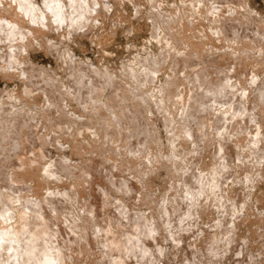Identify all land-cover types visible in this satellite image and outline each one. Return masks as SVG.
Masks as SVG:
<instances>
[{
	"label": "bare ground",
	"instance_id": "6f19581e",
	"mask_svg": "<svg viewBox=\"0 0 264 264\" xmlns=\"http://www.w3.org/2000/svg\"><path fill=\"white\" fill-rule=\"evenodd\" d=\"M91 1L92 0H43V2L40 1V3L41 2L43 3V4L41 3L40 5L39 1L37 0H0V74H2V76H4V78L7 80L8 79L12 80L14 79V77L16 79L17 76H23L24 77L23 82H25L23 83L21 81L23 84H25V88L24 87H23L24 89L22 88V90H24L23 96L18 95L15 89L14 90L8 89L7 91L1 90L2 93L0 94V264H86V261L88 259V255H87L88 246L86 245V243L90 242L91 238L95 235L102 236V238H104L103 243L107 244L109 242V245H105V248L99 252V254H102V255L104 254L103 255L104 259L101 260V258H97L98 257L97 256L96 259H99L98 260L99 262L97 261V263L95 264H104L105 262H109V264H163L162 259L164 256H166V252H167L165 243L169 240L171 242L170 238H172V241L179 243V244L185 240H188V239L183 240L184 237L182 238L177 237L179 236V234H182V233L179 231L178 228L177 230L173 229L174 221H177V220L173 219L172 216L174 213H177V216H178V213H180L178 212V209L182 207L181 206L182 203L189 202V206L187 209H188L189 215L192 216L191 214L195 212L194 209L199 211V212H196V214L200 213L201 211L203 212V210L205 211V209L211 208L212 207L211 203L214 202L213 205H216V207L220 211L219 212L220 213L219 222L217 221L218 222L217 224L218 226H223V228H225L226 227L225 224L227 223L224 219L226 218L225 214L226 213L228 214V212H231L232 210L233 218L239 219L241 215H239L238 213L241 214V209L243 211V209L247 207V204H248V203H245L244 201H242L244 202V204H240V203L238 204V202L236 203V200L234 198H233L234 200L230 201V199L232 198L230 196V193L227 194L228 197L230 196L229 197L230 199L227 201L228 198L225 195L226 193H224L225 191H227L226 190L227 188L224 189L223 187V185H225V180L226 182H228V179L232 178L231 176L234 175V177L236 176L235 177L236 181L241 179L240 181H244L243 183L248 184L249 182H254V183L256 181L259 182L261 181L259 179L260 176L264 177V164H262V159L259 156L260 152L257 153L258 151L255 149V148H259V143L262 144V140L264 139V130L262 131V129L260 130L258 128L256 136L254 138L248 139L250 146H247V145H246L247 147L245 146L247 148V149L245 148L247 152L244 150V147H243L244 144L243 145L239 144L241 141L239 140V137H236L238 136V134H240V132H238L235 135V138L233 137L234 132H232L234 126L237 125L236 120L234 118L237 117L236 119H238L239 116H240L239 119L241 117L246 119V116H247V118L249 119V120L246 119L248 120L247 122L249 121H252V123L256 122L254 124H256L257 127L258 126L262 127V123L260 122L261 119H259V116L258 117L256 116L257 115L256 112L258 111V108L261 110V105L263 104L262 102H264L263 101L264 98H262L264 97L263 80H261L260 84L258 83V85L254 86L255 88H258L257 90H259V93H260L258 94L259 95L258 100L256 98L255 99L251 98L252 99L251 100V99H248V97L249 96L253 98L256 97V92L254 95L249 93V96H247L248 93L246 94V92L244 91V88L245 90L247 88L242 83V86L244 87L241 88L242 87L241 86L240 88L244 92L240 91L241 92L240 94V92H238V89H237L239 88L237 87L238 83L236 84L235 82H233L234 80L232 81V79H235L234 76H238L242 70L239 69L238 71L237 70L232 71L231 69H225L223 67L224 63L222 64V62L224 61L219 60L218 62V59L217 61L213 62V60L207 61L206 59L205 61L204 58L203 59L201 58L204 61L201 60V63L197 62V65H194V61H196L193 59V56H195L194 53L201 48L197 49L196 51L193 49L195 52L192 51L191 53L190 50L193 48L192 44L194 43V42L191 43L192 42L191 41L189 42V44L191 43L190 46H188V47L192 46V48L189 49L190 53H187V54L185 53V51L186 52L188 51L187 50L188 47L186 49L182 47L185 49L184 53L181 52L183 50H181L180 53L178 52L183 42H180L181 45L178 42L180 45V46L178 45L179 46V49H178V46L176 45L177 41L174 40L175 39L174 37H176L177 35V38H178V33L182 29H180L179 32L176 34L174 32L175 31L174 27H176L177 25L175 26L174 22L176 21V19L180 20V16L178 15L179 16V17L177 16L178 18H176V15L174 16V14H172L173 16H169V15L164 16L165 14L162 13L161 10H159V8L161 7H158V11H157L158 16L155 13L154 15L159 17L162 20V24L160 23L161 22L160 19L156 18L158 21L154 20L153 22L154 28L152 31V37L153 39L154 38L157 39V43H159L158 46H161L162 52L160 51L161 53L158 54V56L149 52V55L143 60L137 59L133 63V65L131 64V65L126 66V69L123 68L124 69L122 70L124 71L123 74L125 76H128V78L127 77L125 78H127L128 80L131 78L135 83H137V85L133 82L129 84L121 80L119 81L118 79L116 80L115 75L111 74L109 70H105V71L102 70V66H101V69H99V68H94L90 64L81 63L82 61L80 62L75 61L74 54L72 50H70V48L60 51L56 43L51 42L49 39L44 40L45 36L50 32L51 29L53 30V28H56L59 31H62L61 28L62 29L65 28V32L67 34L65 33L62 36L66 38L69 36L78 35L77 34L78 31H84L86 30V28L91 29L92 27H95L94 24L96 23L94 22L95 21L97 22L98 20V11L95 9L94 6H97V5L100 6L102 2L105 3L107 1L106 0H94V3H93L94 5L92 4L93 1L92 2ZM135 1L131 0V2L135 4L134 6H136ZM204 1L205 0H203V2ZM206 1H209V3L207 2V5L209 4L212 7L211 11L218 10L219 8H221L220 7L221 4H223L224 9L225 7H228L227 5L224 6L225 3H228V1L227 2H224V0H206ZM239 1H241L239 3V5H241V8H244L245 1L244 3L242 0H239ZM154 2L152 1V7L154 6L153 5ZM229 2L231 1L229 0ZM185 3L188 4L189 1ZM185 3H183V5ZM192 3L193 1L190 2L188 5L193 6L194 3L193 5H191ZM232 3L234 5L235 1L231 2V6H232ZM102 5L105 6L104 4ZM228 5L230 6V3ZM190 6H188V8ZM106 7L110 8L111 5L106 6ZM203 7L204 6H202L201 8ZM235 7L237 6L235 5ZM152 9H154L153 11L155 12L157 10L155 6ZM182 9H185V8H182ZM195 9L197 8L192 9L191 7L190 9L191 12L190 11L189 12L192 13L193 11L194 13V11L196 12ZM203 9H199L198 11H202ZM204 10H206V8ZM247 10L244 9V11H247ZM153 11H151V15L149 14L150 16L153 15L152 14ZM184 11L186 12V10ZM249 11L251 12V9ZM216 12H213L212 15ZM219 12L221 11L219 10ZM219 12H217L216 14H218ZM137 13L139 14V12ZM199 13L197 14L199 15ZM202 13H200V15ZM250 14L249 16L247 15V13L245 15H247L249 18ZM194 15L197 18L195 13ZM194 15H192V18H195L193 17ZM200 15L198 16V18L200 17ZM208 15L212 16L210 13ZM230 16L228 18H230ZM253 16L254 15L252 14V17ZM213 17L217 18L220 16L215 17L213 15ZM251 19L253 20V18ZM235 20L234 22H232L230 21V19L228 20L226 16V19L223 20V23L221 25L222 28L220 31L224 34L225 33L227 34L230 32L231 35H233V40L237 37H238V40L239 39L242 40L243 38L245 39V37L247 36L246 39L248 38L253 39L251 40V42L252 41L255 42L254 46L256 44L258 46H261L259 44H261L262 42L259 41L260 40L259 37H261V34H263L260 31H263L264 28L262 26H261V28H263L262 30L261 28H256L253 21L251 22L254 25L250 26V23H247V22H250L249 19H248L249 21L245 22L247 23V25H245L243 21L241 22V20H240V24L236 23L239 21V19L236 22ZM254 20L257 21L256 18H254ZM160 25L164 27L163 29L164 31L165 29L168 31L169 36L166 34L167 31L163 33L164 31L162 30H161L162 36L160 35L161 33V32L159 33V30H160L159 28L161 27ZM214 32L219 33L218 29ZM230 33L228 35H230ZM62 36H60V38ZM231 38L229 40H232ZM250 44L253 45V43H250ZM263 45L264 44H262L261 46L262 48H264ZM250 47H247L249 48V50L247 51H250ZM40 48L43 51H46L48 53L55 54V55L56 54L61 55L62 59H60V61L63 60L64 61L63 63H66L67 65L69 63V67L65 65V67L67 66L66 68H68L67 69L68 72H70L69 68L71 70V73L70 74L68 73L69 75V78H67L68 81H66L65 83L66 87L64 86L65 88H67L66 93H64L65 90L63 93H61L60 91L61 94L59 93V91L57 92V89L60 87V84H63L65 82L64 80H63L64 82L62 83L58 78L54 77V75L51 74L50 71H48L50 69L46 70L42 67L41 68L33 67L32 61L30 60L31 51H34ZM173 48H175L174 54L176 55L174 56V58L171 57L172 55L171 52ZM176 51L177 53H175ZM228 52L230 51L228 50ZM207 53L209 54V52ZM212 53L214 52L212 51ZM240 53L237 56L233 54L232 57H234V59H237V61L240 59V62L238 63H240L242 66L246 58L243 55L241 56ZM246 53L244 54L245 56L248 55ZM236 54L238 53L236 52ZM197 56H198V52H197ZM169 58L172 59L171 60L172 64L171 63L169 64L171 65L173 69V73L172 75H169L168 77L166 76L168 85L162 84L160 86H156L155 88H158L159 90L157 89L158 90L157 93L155 92L153 93L157 95L153 94V96H150L148 98L142 96V94L140 93L143 91L144 89L143 87H146L147 85L155 83V81L158 79L159 73H161V71L164 70V68L166 67L165 65L168 64V62H170L168 61ZM225 61L228 62L229 60H225ZM104 69H107V68H104ZM235 71H237L239 74ZM257 75L259 76L260 74H257ZM237 78L238 77H236V79ZM18 79H19L18 81L20 82L21 80L20 77ZM236 79L235 81H237ZM253 80L255 79L253 78ZM253 82H255L254 84H256V82H258V79L256 81H251V84ZM132 84H135L137 86L136 87L135 85H133L135 86L134 88L136 89L138 87L143 88L142 91H139L138 89L137 91H139L140 93H137L135 91L136 89L134 90ZM182 88H186V89L188 88V90L186 89L183 90ZM153 90L155 89L153 88ZM37 91L38 93H41V92L44 93L46 97L45 101H47V105H45L46 102L44 104L45 106H40L41 105L40 104L39 106H37L39 110L36 109V107H35L36 109L35 110L33 107L34 111L31 113H29L28 111L23 112V110H19V107L16 108L15 104H17L18 101H21V100L24 101L25 99L26 100L28 99L25 102L27 104L25 105V110H26L28 108V107L26 108V106L32 104V101H29V99L32 96H35L36 94L35 92ZM133 91H135L138 95H136ZM38 93L36 95H38ZM129 93H131L130 94L131 96L136 95L138 96L139 99L141 98L140 105L142 108L144 107V109H146L147 107L151 109L153 104L157 105L159 108L160 107L162 108L163 110L162 113H165L164 117H165V121L167 125V130L169 129V132H170V135L168 133L169 135L168 139H170V141L169 140L167 141H169L172 144V147L176 145L178 147V143L187 141L188 139L189 141L191 140L192 142L191 144L193 145L192 150L188 152L190 157L189 158L186 157L188 159L185 158L186 155L184 157L183 156L181 157V159L183 158L185 159V160L183 159L184 163H182V160L180 161V159L179 161L176 160V158L179 155V151L177 152L174 151L173 152L174 154H171L173 155L172 157L173 159H171L170 163L164 162L163 160L159 158V155L158 156L156 155L157 163L156 165L155 163L154 165H152V170L153 172H155V174L159 173L158 170L160 168L161 169L164 168L168 170L167 172L173 176L172 185L175 189V193H174L175 196L172 194L173 198H171V201L169 203L168 199L171 197L169 195L170 197L167 199L168 202L164 203L168 205L167 206L165 205L163 208L161 207L159 209L160 215L155 214L154 217L150 216L151 214L154 213V211L153 213H149L150 215H148L147 212L144 211L146 213L145 214L143 211H140L142 209L141 207L140 209L139 207H137V205H139L140 203L142 205H144L145 203L146 205L149 204V206H152L153 205L152 202L154 201H152L153 200L152 195H151L152 193H150L151 185H149L148 180L143 177L144 174L142 176V174L138 171L137 169L138 167L136 168V165H134L133 170L134 172L137 173V177H133L131 179V177L128 178L127 175H124V173H122L123 170L126 168L121 169L122 172H120V169H119L120 167H118L119 163H116V165L115 164L112 165L113 162H111L110 164L111 166L109 164L107 165L106 163L105 165L106 169L104 168L106 172H104V169L98 168L100 164H98L97 162L98 160H95L93 157L92 158L88 157L86 158V160H82L80 162L70 163L68 161L69 158L67 159L64 155L59 156V158L55 160L54 159L51 160L48 157V152L45 151L46 145L49 144L51 141L47 142V139H46L47 137L46 138L43 137L45 135L44 134L42 135V130L47 127L45 126L47 123L49 124V126H51L50 123H53L52 126L53 125L57 126V127L53 126V130H55L56 128H57L56 130H58L59 128L61 129L62 132L63 131L68 132L69 130H66L67 128L72 129V132H74L73 129H78V131H80L83 128H86V130L91 131V132L88 131L86 133L88 134L91 133V135L95 138L94 139L91 135H88L92 137L91 138L92 141L95 140L96 143H98L99 141V143L101 142L100 145H103V146L106 145L107 142L110 140L111 145L114 144L111 147L113 149H111L110 147L109 148L107 147V149H109V151L112 150L111 152L116 157L117 155L119 157L120 154L122 153L121 152L122 150H119L121 149L119 148V146L122 145V143L119 144V141H118L119 139L118 136H120L121 132L124 134L122 136H125V139L127 138L129 139V137L131 138L135 136L136 140L138 138V141H137L138 143L136 145L133 142L132 143L128 142V139H127V143H125L126 146L128 147L127 149H130L133 155H131V157H128V155H125L127 157H124V158L121 157V158L124 159L123 161H125L124 163L125 165H127V169L130 167L129 164L134 163L133 161H135V163L136 161L139 162L138 160H140V158L143 155L144 156L142 157V160L140 161L144 162L145 160L144 158H146V156H148L149 154L148 150L151 148L150 144L152 145L153 143V141L151 140L153 139L151 137L152 135L151 133L153 131L151 132V130H153L154 125L152 121H150L152 124L148 122L149 119L145 118L143 115H141V113L139 115L140 111L139 109H137L138 107L136 108V106L139 104H137L138 102L135 103L137 105H135L133 102H129V100L133 101L132 99L133 97L131 98L132 99L131 100ZM238 94H240V96ZM42 95L40 96L42 97ZM136 96L134 99H136ZM260 96H261L262 102L260 101ZM67 97H70L69 98L70 100H72V98H75V103L77 102V106L79 107L83 106V109H85L84 112L88 110L87 112L90 113L89 115L90 118L88 116L86 120L85 119L80 120L82 118L79 119L76 116V114L71 115L73 116L72 118L73 120L71 119L74 122L73 124L75 125L76 123L78 125V126L76 125L78 128L76 126H75L76 128L68 127V125H71L68 123V120L71 117H68L67 119V117H65L67 114H64V112L66 111V109L64 108L65 107L64 101L68 100ZM236 97L238 98L236 99ZM232 98L233 99L235 98V101H233ZM139 99L137 100L139 101ZM166 99L167 101L168 99L169 101L172 100V103H174L173 106L181 104L180 102H182L181 104L183 105L182 112L180 111L182 115L179 117L180 118L179 120L181 122L176 121V118L173 115V112H171L169 109L172 103L171 101H170L171 105L169 103H166ZM78 103L79 104L81 103V105H79ZM131 103L135 105V108L131 107L133 105V104L131 105ZM212 103H214L216 106ZM68 104H70V102ZM219 105H221V107H219ZM62 108L65 109L64 112ZM218 108L220 109L218 110ZM58 109L59 111H62L61 115ZM210 109H212L214 112L213 111L211 112ZM262 109L264 110V108ZM81 111H82V108H81ZM70 114L68 113V115ZM86 114L87 113H85V115ZM144 118H145V121H147L146 119H148L147 122L149 123L150 126L147 128H149V130H146L147 129L146 126H148V124L147 122H144ZM246 120L244 122H246ZM43 125L45 127H43ZM152 125L153 127H151ZM49 126L48 128H50ZM211 126H214L215 128L219 130L218 132H216L218 133L217 135L216 134L212 135V137H214L215 135L217 136V138L215 139H217L218 141L217 143L215 142L216 146L215 148L213 146V148H214V154L218 155V159L215 158L216 160L214 162L213 167L209 169V171H207L205 167L204 168L206 170L205 169L201 170L199 168V167H203V166H199V163H200L199 161L201 160V158H203L206 155L205 152L208 149L207 147H209L211 143V142L210 143L208 142L213 140V138L210 137L211 134L207 133L208 128L210 129ZM249 129L251 128L249 127ZM49 130L50 129H47V131ZM47 131L45 133H47ZM61 131L59 130L60 133ZM154 131H156L155 128H154ZM76 132L74 135L79 136L80 133L78 135L76 134ZM84 133L85 132H83L82 134L85 135ZM262 133L263 135H261ZM67 134L68 133H66V137H68L70 133L68 134V136ZM155 134L157 133H154L153 135ZM252 134L254 135V132ZM62 135L64 138V134ZM251 135H249V138ZM51 136L53 137L54 135H51ZM71 137L73 136L71 135ZM53 138L57 142V139L55 138V136ZM53 138L50 137L48 139L52 140ZM74 138L72 139L70 138V141H72ZM85 138L86 137L84 136V139ZM237 138H238V141L236 140ZM66 139L67 138H65V140ZM154 139H155V136H154ZM121 140L124 141V138ZM150 140L152 143L150 142ZM74 141L75 140H73V142ZM87 142L88 141L84 142V144L86 145ZM103 142L105 143L102 144ZM92 143L94 144L95 142H92ZM92 143L89 142V145L92 146L93 145ZM80 144L84 145L82 142ZM80 144H77V145H80ZM125 144L123 146H125ZM157 144L159 146L161 145L162 147L161 140H159V137H158ZM59 145H60L59 147L61 148L62 144L60 143ZM95 146H99V145H95ZM103 146H100V147H103ZM254 146L256 147L254 148ZM59 147L57 148L59 149ZM79 147L80 146H78L77 148ZM100 147L98 148L100 149ZM177 147H176V150H177ZM94 148L95 147H93L92 149ZM117 148L119 149L117 150ZM260 148L262 149L263 147H260ZM103 149L105 148H101L100 150H103ZM261 149H259V151ZM249 151L250 153H248ZM106 152L108 154L107 150ZM111 152H109V154ZM138 152L139 154H137ZM245 152L248 154H251L252 156L251 155L250 156L253 158L251 160H250L251 157L245 158L246 156L247 157L249 156L248 154L246 155ZM203 154L205 155L200 156ZM136 155L137 156L142 155V156L139 159L137 158L136 160L135 159L137 157ZM104 156H102V158ZM110 156L111 155H109L108 157L112 159V156L111 157ZM114 156L112 160L116 158V157L114 158ZM126 158L127 160H125ZM111 159H109L108 161H110ZM117 159H115L114 162L118 161ZM246 159H249L250 162L252 161L253 163L255 161L259 164L261 163L260 167H257L260 169H256L253 172L251 168L248 169L247 167L246 168L244 167L245 169H247L246 171L248 174L247 176L245 175L246 178L244 179L242 178V176L241 178H239L240 175H236V173H238L236 169H238V166L240 169V167H242L241 164H243L241 162H244V160ZM245 162H244L245 166H246V163L252 167L253 165L254 166L256 165V162L253 165L251 164L252 162L251 163H249V161H247L246 163ZM174 164H177L176 167H173ZM200 165H202V163ZM114 166L118 167L119 172H115V171L113 172L112 167L114 168ZM261 166H263L262 170H261ZM121 168H123V166ZM230 171H231V174L229 173ZM233 171L234 173H232ZM150 172L151 170L146 171L148 178H149ZM242 172L244 171L242 170ZM116 173H119V174L121 173V174L116 175ZM242 174L243 173H241V175ZM118 175L120 176L119 179L117 178ZM39 176H41V178L43 179L42 181H45L48 184L50 183L59 184L58 182L61 183L63 182L64 179L67 180L69 176L78 177V179L79 177L83 178L81 179L82 181L81 183L83 185L88 183L89 187H91V189L89 190L90 196L88 199H86V202H85V203L88 202V205L85 206L87 208L85 210L84 209L82 210L81 208L82 204L80 203V198H83L82 193L83 191L86 190L85 186H81L80 188L78 185H74L73 189L65 190L64 192L61 190L60 191L51 190V187H50L48 188L49 190L48 195L47 194L46 196L45 194L40 195L36 192L35 188L37 187L34 188L32 186H29L26 182L27 178L37 179ZM237 177L239 179H236ZM135 178H137V180ZM70 179L71 178H69L68 180ZM72 180H74V178ZM176 182H178V185H180L179 191H177ZM62 184H65V183H62ZM226 186L227 185H225V187ZM262 194L264 198V192ZM225 196H226V199H225ZM112 200L115 201L114 203L116 205L112 202ZM131 201H133L134 202L133 204L135 205L132 204L133 206H131V204H129L131 203ZM112 203L113 205H115V207L113 208L111 207ZM141 204L139 206H141ZM134 206L135 208L137 207L138 209L133 208ZM248 208H245V211ZM249 209L252 210L251 207ZM81 211L83 213H81ZM181 211L182 212L180 213L181 215H179V217L187 213L184 208ZM191 211L193 213H191ZM244 212H242V216ZM187 217L188 216L186 215V217H184L183 219ZM162 218L164 219V221L167 222L169 226L168 229L172 227L173 230H168L164 226V222L163 223L160 222V219ZM247 218H249V216ZM242 219L246 220L244 217ZM124 220L126 221L125 225H123L125 222ZM193 221H189V222H193ZM246 221H248V219ZM102 222L103 224H101ZM223 222L225 223L223 224ZM237 223H239V221ZM237 223L234 221V224H235L233 225L234 227L231 226L232 228L231 227L229 228L228 226V229L226 228L227 230L225 231V235L224 236L222 235L224 239L219 240L218 239L219 237L216 235V237H214L215 239L212 242V244L210 243L211 244L210 248L209 247L206 248L208 249V251L204 249V247L206 246L203 245L204 247L201 248L198 246L197 243H196L197 246L194 248L195 245L193 242H191L192 245H188L187 243L188 247L187 246L185 247L184 245H182L184 247V250H186L185 252L187 254V257H185L187 261L185 259L184 260L188 262V264H213V263L214 264H231L229 262L231 260L234 261L233 263L237 264L238 262L240 263L241 261L240 258H242L243 256H244L243 258L248 259L246 254H244V252L249 251L248 246H251L252 243L250 240H252V238L250 239V237L249 238L247 237V239L245 238L242 240L241 237L242 238L244 237L243 236L239 237L238 234L240 232L239 230L237 231L238 229L237 226L239 224L237 225ZM242 223L243 222H241V224ZM119 226L121 228H119ZM93 227H95L94 233L91 232L90 230ZM214 227L216 228V226ZM187 228L190 229L189 227ZM178 231H179V234H178ZM217 232H220V231H217ZM91 233H92V236H91ZM252 236L254 237V235ZM260 236L261 235H259V237ZM200 240L203 241L202 239ZM249 241L251 244L249 243ZM199 245H202V244L199 243ZM175 249L179 250L177 248ZM202 254H203L204 259L200 258L202 257L200 256ZM237 256H240V257L237 258ZM172 257L170 259L175 264L176 259ZM212 257L214 258V260L217 259V261L213 262ZM246 262L247 261L245 260L242 263L245 264ZM255 262L252 261V264H260L259 262L258 263L257 262L255 263Z\"/></svg>",
	"mask_w": 264,
	"mask_h": 264
},
{
	"label": "rangeland",
	"instance_id": "374dc122",
	"mask_svg": "<svg viewBox=\"0 0 264 264\" xmlns=\"http://www.w3.org/2000/svg\"><path fill=\"white\" fill-rule=\"evenodd\" d=\"M37 1H39V3H40V1H42L43 2V0H37ZM93 1V2H92ZM91 2H92V4L94 3V0H92ZM107 2H102L101 4H100V6H94L95 7V9L98 11V20H97V22L95 21L94 23H96V24H94V26L95 27H92L91 29H88V28H86V30H84V31H78V35H76V36H69V37H66V38H64V36H62L63 34H65L66 32H65V28H61V30L62 31H59V30H57L56 28H53V30L51 29L50 30V32L45 36V39L44 40H50L51 42H53V43H56V45H58V47H59V49H60V51L61 50H65V49H69L70 48V50H72V52H73V54H74V60L75 61H77V62H80V61H82L81 63H85V64H90L91 66H93L94 68H99V69H101V66H102V70H109V72L111 73V74H113V75H115V77H116V80L118 79L119 81L121 80V81H124V82H126V83H129V84H131L132 82L133 83H135L131 78H130V76H129V80L127 79L128 78V76H125L124 74H123V72L124 71H122V70H124L123 68H125L126 69V66H128V65H133V63L138 59V60H143L144 58H146L148 55H149V52H151V53H153V54H155L156 56H158V54H160L162 51H161V46H158V44L159 43H157V39H153V37H152V31H153V28H154V25H153V22H154V20H156V21H158L157 19H160L159 17H157L158 16V14H157V11H158V7H161V8H159V10H161L162 11V13H164L163 15L164 16H167V15H169V16H173L172 14H174V16L176 15V18H178L179 16H180V20H178V19H176V21L179 23H177L176 21L174 22V25L176 26V27H174L175 28V33L177 34L178 32H179V30L180 29H182V30H180V32L183 34H181L180 32L178 33V38H177V35H176V37H174L175 39L174 40H176L177 41V46L179 45V43L180 42H183V44H182V46H180L181 45V43H180V50H178V52L180 53V51L181 50H183V51H181L182 53H184V51H185V49L188 47V46H190V44L191 43H193L192 44V46H193V48H192V46L191 47H188V51H189V49H191L190 51H191V53H192V51H196L197 49H199V48H201V49H199V50H197L195 53H194V55L195 56H197V52H198V58L197 57H195V56H193V59L194 60H196V61H194V65H197V62L198 63H201V60L204 58V60L206 61V59H207V61L209 60V61H212L213 60V62H215V61H217V59H218V62H219V60L221 61V60H223L224 62H222V64L224 63V65H223V67L225 68V69H231L232 71H234V70H242L241 72H240V74L237 72V71H235V72H237L239 75L238 76H234L235 77V79H236V77H238L236 80L237 81H235V79H232V81L233 82H235L236 84H237V87H241L242 86V83H243V85H245V87L247 88L246 90L248 91H246L245 90V88H244V91L246 92V94L248 93V95L247 96H249V93L250 94H252V95H254L255 94V92H256V97H248V99H257L258 100V98H259V95L258 94H260L259 93V90H257L258 88H255L254 86L255 85H258V83L260 84L261 83V80H263V82H264V48H262L261 46H262V44H264V0H242L243 1V3H244V1H245V7L244 8H241V5H239V3L241 2V1H239V0H230L231 2H234L235 1V3H234V5H233V3H232V6H231V2H229V0H224V2H227L228 1V3H225V5L224 6H228V7H225V9L223 8V4H221V8H219L218 10H214V11H211V6L208 4L207 5V2L209 3V1H204V2H206V3H204L203 2V0H192L193 1V3H194V5H193V3L191 4V5H193V6H190V5H188L190 2H192L191 0H134L135 1V3H136V6H134L135 4L134 3H132L131 2V0H106ZM115 1H116V3H115ZM152 1L154 2V1H156V2H154L153 3V5L156 7V12L155 11H153L154 9H152L153 7H152ZM161 1V2H160ZM182 1H184V2H182ZM189 1V3L187 4V3H185V2H188ZM196 3H195V2ZM248 2V4H247V2ZM41 2V3H42ZM96 2V1H95ZM158 2V3H157ZM41 3H40V5H41ZM108 5H107V4ZM110 3V4H109ZM118 3V4H117ZM157 3V4H156ZM161 3V4H160ZM183 3H185L184 5H185V7H184V5H183ZM200 3V4H199ZM230 3V6L228 5ZM43 4V3H42ZM102 4H104L105 6H103ZM143 4V5H142ZM159 4V5H158ZM204 4V5H203ZM94 5V4H93ZM102 5V6H101ZM109 5H111V7L110 8H107L106 6H109ZM156 5H158V6H156ZM190 6L189 8H188V6ZM196 5V6H195ZM208 7H207V6ZM235 5L237 6V7H235ZM239 5V6H238ZM248 5V6H247ZM43 6V5H42ZM187 6V7H186ZM199 6H200V8H199ZM202 6H204L205 8H206V10H204L203 8H201ZM122 7V8H121ZM137 7H138V9H137ZM142 7V8H141ZM191 7H192V9L193 8H197V9H195L196 10V12L197 13H205V14H201L200 15V13H199V15H200V17L198 18V14L194 11V13L196 14V16H197V18L195 17V15H194V13H193V11H192V13H190L191 12ZM144 8V9H143ZM182 8H185V9H182ZM207 8H209V9H207ZM230 8V9H229ZM249 8V9H248ZM181 9H182V11H181ZM199 9H203L202 11H198ZM229 9V10H228ZM239 9V10H238ZM243 9V10H242ZM244 9L245 10H247V11H244ZM251 9V12L249 11ZM110 10V11H109ZM138 10V11H137ZM141 12H140V11ZM184 10H186V12L184 11ZM188 10V11H187ZM219 10L221 11V12H219ZM151 11H153L152 12V16L154 17L155 15H154V13L155 14H157V16H155L154 17V19H153V17L152 16H150L151 15ZM181 11V12H180ZM190 11V12H189ZM210 11V12H209ZM219 12L218 14H216L217 12ZM137 12H139V14L137 13ZM168 14H167V13ZM186 14H185V13ZM213 12H216V13H214L213 15L215 16V17H217V16H220V17H217V18H214L213 17V15H212V13ZM244 12H246L247 13V15L249 16V14H250V17L248 18V16L247 15H245L246 13H244ZM248 12H250V13H248ZM117 13H118V15H117ZM121 13V14H120ZM170 13H171V15H170ZM176 13V14H175ZM191 16V18H190V16L188 15V14ZM211 14L212 16H210V15H208V14ZM234 15H233V14ZM141 14V15H140ZM144 14V15H143ZM150 14V15H149ZM221 14V15H220ZM230 14H231V16H230ZM239 14V15H238ZM243 14H244V16H243ZM252 14L255 16H253L252 17ZM121 15V16H120ZM149 15V16H148ZM179 15V16H178ZM186 15V16H185ZM192 15H194L193 17H195V18H192ZM204 15V16H203ZM208 15V16H207ZM223 15V16H222ZM140 16V17H139ZM144 16V17H143ZM178 16V17H177ZM183 16V17H182ZM212 17V18H210V17ZM226 16H227V19L229 20L230 19V21H232V22H234V20H235V22L239 19V21L238 22H236V23H239L240 24V20H241V22L243 21V23L245 24V25H247V23H250V26H252V25H254L255 24V26H256V28H261V26L263 27V28H261V30L263 29V31H260L261 33H263V34H261V37H259L260 38V40L259 41H261V42H259V43H261V44H259V45H261V46H258L257 44V47H256V45L254 46V44H255V42H251V40H253L252 38L251 39H246L247 38V36L245 37V39L243 38L242 40L241 39H239L238 40V37L237 38H235L236 40H238V41H236L235 39L233 40V35H231V33H230V35H228L229 33H222L220 30H221V28H222V23H223V20L224 19H226ZM230 16V18H228ZM242 16V17H241ZM246 16V17H245ZM117 17V18H116ZM151 17V18H150ZM185 17V18H184ZM187 17H189V18H187ZM209 17V18H208ZM224 17V18H223ZM239 17V18H238ZM157 18V19H156ZM242 18V19H241ZM251 18H253V20L251 19ZM254 18H256L257 19V21L256 20H254ZM106 19V20H105ZM182 19V20H181ZM192 19H193V21H192ZM194 19H195V21H194ZM209 19H211V20H209ZM215 19V20H214ZM233 19V20H232ZM244 19H245V21H244ZM250 20V22H247V21H249ZM161 20V19H160ZM189 20V21H188ZM191 21V22H190ZM202 21V22H201ZM251 21H253L254 22V24H252V22ZM103 22V23H102ZM180 22H182V23H180ZM216 22V23H215ZM245 22H247V23H245ZM255 22H257V23H255ZM114 23V24H113ZM161 24H162V20H161V22H160ZM108 24V25H107ZM257 24V25H256ZM173 25V26H174ZM220 25V26H219ZM161 26V25H160ZM161 27H163V26H161ZM159 28L160 30H159V33H160V35L162 36V31H164L163 29H164V27L163 28ZM186 27V28H185ZM93 29V30H92ZM127 29V30H126ZM218 29V31H219V33H215L214 31H216ZM91 30V31H90ZM103 30V31H102ZM116 30V31H115ZM162 30V31H161ZM64 31V32H63ZM115 31V32H114ZM167 30L165 29V31L163 32V33H165ZM186 31V32H185ZM213 31V32H212ZM81 32V33H80ZM84 32V33H83ZM87 32V33H86ZM100 32V33H99ZM113 32V33H112ZM222 34H221V33ZM86 33V34H85ZM132 33V34H131ZM251 33V32H250ZM67 34V33H66ZM101 34V35H100ZM166 34L168 35L169 33H168V31L166 32ZM253 34H255V33H253ZM59 35V36H58ZM103 35V36H102ZM165 35V34H164ZM163 35V36H164ZM193 37H192V36ZM196 35V36H195ZM204 35V36H203ZM260 35V34H259ZM263 35V36H262ZM60 36H62L61 38H60ZM66 36V35H65ZM68 36V35H67ZM169 36V35H168ZM180 36V37H179ZM183 36V37H182ZM185 36V37H184ZM198 36V37H197ZM258 36V35H257ZM59 37V38H58ZM152 37V38H151ZM201 37V38H200ZM226 37V38H225ZM233 40H229L230 38ZM163 38V37H162ZM178 40H177V39ZM182 38V39H181ZM205 38V39H204ZM222 38V39H221ZM258 38V39H259ZM60 39H62V40H60ZM64 39V40H63ZM66 39V40H65ZM213 39V40H212ZM263 39V40H262ZM187 40V41H186ZM205 40V41H204ZM62 41V42H61ZM98 41H100V42H98ZM192 41V42H191ZM179 42V43H178ZM186 42V43H185ZM189 42H191L190 44H189ZM200 42V43H199ZM232 42V43H231ZM244 42V43H243ZM99 43V44H98ZM201 44V45H199V44ZM240 43V44H239ZM250 43H253V45L252 44H250ZM74 44V45H73ZM187 44V45H186ZM196 44H197V46H196ZM205 44H207V45H205ZM231 44V45H230ZM250 44V45H249ZM161 45V44H160ZM186 45V46H185ZM233 45V46H232ZM245 45H246V47H245ZM179 46H178V49H179ZM238 48H237V47ZM242 46V47H241ZM252 48H251V47ZM254 46V47H253ZM264 46V45H263ZM64 47V48H63ZM182 47H184V48H182ZM196 47V48H195ZM198 47V48H197ZM203 47V48H202ZM247 47H250V51H247V50H249V48H247ZM177 48V47H176ZM209 48V49H208ZM211 48V49H210ZM232 48V49H231ZM235 48V49H234ZM254 48V49H253ZM260 48V49H259ZM175 48H173L172 49V55H171V57L172 58H174V56H176L175 54H174V50ZM194 49V50H193ZM208 49V50H207ZM246 49V50H245ZM202 50V51H201ZM227 52H226V51ZM228 50L231 52H228ZM235 50V51H234ZM260 50V51H259ZM262 50V51H261ZM161 51V52H160ZM186 52L185 51V53L187 54V53H190V51L189 52ZM206 51V52H205ZM212 51L214 52V53H212ZM217 51V52H216ZM224 51V52H223ZM63 52V51H62ZM204 54H203V53ZM207 52H209V54L207 53ZM223 52V53H222ZM232 52H234V53H232ZM236 52L238 53V54H236ZM241 52V53H240ZM247 52V53H246ZM251 52V53H250ZM57 53V52H56ZM175 53H177V51L175 52ZM239 53H240V55L242 56H244L246 59H245V61H244V65L242 64V66H241V64L240 63H238V62H240V59L237 61V59H234V57H232L233 56V54H235L236 56L237 55H239ZM248 54V55H244V54ZM203 54V55H202ZM249 54H253L254 55V57H253V55L251 56V55H249ZM55 54H51V53H48V52H46V51H43L41 48L40 49H37V50H34V51H31V56H30V60L32 61V65H33V67H35V68H44V69H46V70H48V69H50V70H48V71H50V73L51 74H53L54 75V77H56V78H58L63 84H60V87L57 89V92L59 91V93H60V91H61V93H63L64 92V90H65V92L64 93H66L67 92V88H65L66 86V81H68V79L67 78H69V75H68V73L70 74L71 73V70H70V68H69V71L70 72H68V68H66L67 66L69 67V63H68V65L66 64V63H63L64 61L63 60H61L60 61V59H62V57H61V55H59V54H56L55 56H54ZM190 55V54H189ZM220 55V56H219ZM227 55H229V56H227ZM212 56H213V58H212ZM222 56H224L225 58H226V56H227V58L225 59L224 57H222ZM231 56V57H230ZM56 57V58H55ZM59 57V58H58ZM61 57V58H60ZM220 57V58H219ZM202 58V59H201ZM232 58V59H231ZM200 59V60H199ZM214 59H216V60H214ZM229 60L228 62L227 61H225V60ZM252 59V60H251ZM258 59V60H257ZM172 59L171 58H169V60L168 61H170V62H168V64H166L163 68H164V70H162L161 71V73H159V76H158V79L155 81V83L153 84H150V85H147L146 87H143V88H134L136 85H137V83H135V84H132V86L133 85H135V86H133V88H134V90L137 92V93H140L139 91H142V89H143V91L140 93V94H142V96H144V97H150V96H153V94H155V93H157V91L159 90L158 88H155L156 86H160V85H165V84H167V77L169 76V75H172V73H173V69H172V67H171V65L169 64V63H171L172 61H171ZM192 60V59H191ZM204 60H202V61H204ZM235 60V61H234ZM200 61V62H199ZM233 61V62H232ZM247 61V62H246ZM250 61V62H249ZM225 62H227V63H225ZM63 63V64H62ZM196 63V64H195ZM246 63H248V64H246ZM63 66H62V65ZM172 64V63H171ZM227 66H226V65ZM239 64V65H238ZM61 65V66H60ZM65 65H67L66 67H65ZM255 65V66H254ZM38 66V67H37ZM241 66V67H240ZM63 67V68H62ZM235 67H236V69H235ZM243 67V68H242ZM249 67V68H248ZM104 68H107V69H104ZM171 68V69H170ZM166 69V70H165ZM250 70V71H249ZM172 71V72H171ZM261 71V72H260ZM254 72V73H253ZM260 72V73H259ZM257 74H260L259 76L257 75ZM124 75V76H123ZM237 75V74H236ZM246 75V76H245ZM252 75H254V76H252ZM256 75V76H255ZM167 76V77H166ZM249 76V77H248ZM258 76V77H257ZM20 77V82L22 81L23 82V76H17V78L15 79V77H14V79H5L4 78V76H2V74H0V94L2 93V91L1 90H5V91H7L8 89H10V90H14L15 89V91L17 92V94L18 95H22L23 96V92H24V90H22V88L24 87L25 88V84H23V83H25V82H19L18 80V78ZM125 77H127V78H125ZM233 77V78H234ZM252 77V78H251ZM256 77H257V79H258V82H256V84H254L255 82H253L252 84H251V81H256L257 79H256ZM241 78V79H240ZM253 78L255 79V80H253ZM67 79V80H66ZM64 80V81H63ZM126 80V81H125ZM128 80V81H127ZM250 80V81H249ZM260 80V81H259ZM25 81V80H24ZM131 81V82H130ZM245 82V83H244ZM185 83V82H184ZM23 84V85H22ZM249 84V85H248ZM254 84V85H253ZM168 85V84H167ZM184 85V84H183ZM65 86V87H64ZM137 87V86H136ZM169 87V86H168ZM244 86H242L241 88H243ZM13 88V89H12ZM23 88V89H24ZM153 88L155 89V90H153ZM237 88L238 89V92H244V91H242V89L240 88ZM251 88V89H250ZM139 89V91H137ZM141 89V90H140ZM147 89V90H146ZM158 89V90H157ZM183 90H185L186 88H182ZM248 89H250V90H248ZM63 90V91H62ZM186 90H188V88L186 89ZM135 91H133L136 95H138ZM145 91V92H144ZM151 91V92H150ZM251 91H252V93H251ZM257 91H258V93H257ZM143 92H144V94H143ZM153 92H155V93H153ZM187 92V91H186ZM185 92V93H186ZM241 92H240V94H241ZM254 92V93H253ZM36 94L38 93V91L37 92H35ZM34 93V94H35ZM60 93V94H61ZM35 94V96H32L30 99H29V101H32V104L31 105H28V106H26V110H25V105H27L25 102L28 100H26L25 99V97H24V101H18V103L17 104H15L16 105V108H18L19 107V110H23V112H29V113H31V112H33L34 111V109H35V107H36V109H38V107L37 106H39L40 104V106H45V105H47V101H45L46 100V97H45V95H44V93L43 92H41V93H38V95H36ZM43 94V95H42ZM131 93H129V95H130ZM240 94H238L239 96H240ZM31 95H33V94H31ZM40 95H42V97L40 96ZM133 95V94H132ZM135 95V96H136ZM155 95H157V94H155ZM257 95H258V97H257ZM264 95V94H263ZM262 95V96H263ZM135 96L133 95V96H131L130 95V99L132 98L133 99V101H130L129 100V102H133L134 104L135 103H137V104H139V105H137V104H135V105H137L136 106V108L137 109H139V115H140V113H141V115H143L145 118H148L149 119V121H148V119H146L148 122H150V121H152L153 122V125H154V128H155V130L156 131H154V128H153V130H151V137L153 138V139H151L152 141H153V143L151 142V140H150V142L152 143V145L150 144V146H151V148L148 150L149 151V154H148V156H146V158H144L143 160H144V162L142 161H140V160H142V157L144 156H142V155H139V156H137L135 159L137 160V158L139 159L141 156V158H140V160H138L139 162H137L136 161V163H135V161H133L134 163L133 164H129V168L127 169V165H125V161H123L124 159H122V158H124V157H127V156H125V155H128V157H131V155H133V153H132V151H130V149H127L128 147L126 146V144L125 143H127V139H125V136H122V135H124L122 132H121V134H120V136H118V141H119V144H121L122 143V145H120L119 146V148H121V149H119V148H117V150L119 149V150H122L121 152V154H120V156L118 157V155H117V157L116 156H114L113 155V153L111 152L112 150L111 149H113V148H111L112 147V145H114V144H112L111 145V143H110V140L107 142V144H108V146H107V144L106 145H100V143H99V141H98V143H96V141L94 140L95 138L91 135V133H86V132H88L89 130H86V128H83L82 130H80V131H78V129H73V131L74 132H72V129H70V128H67L66 130H69L68 132H65V131H61V129H59L58 128V130H56L55 128V130H53V126L55 127L56 125H53L52 126V124L53 123H50V125L51 126H49V124L47 123V121H46V123H44V124H46L45 126H47L46 128L47 129H50L49 131H47V129L46 128H42L43 130H42V135L44 134L45 136H43L44 138H46L47 139V142H49V141H51L49 144H47L46 145V147H45V151H47L48 152V157H49V159H51V160H55V159H57V158H59V156H61V155H64L67 159H68V161L70 162V163H72V162H80V161H82V160H86V158H88V157H93L95 160H98L97 162H98V164H100V166L98 167V168H101V169H106V167H105V165H106V163H107V165L109 164H111V162H113L112 163V165H116V163H119L118 164V167H120L119 169H120V172H122V170L121 169H124V168H126V169H124L123 170V172L122 173H124V175H127V177L128 178H130L131 177V179L133 178V177H137V173L136 172H134V170H133V167H134V165H136V168L138 169V171L142 174V176H143V174H144V178L145 179H147L148 180V184L149 185H151V189H150V193H152L151 195H152V201H154V202H152V206H149V204H145L144 203V205H142L141 203V206H139V205H137V207H139V209H140V207L142 208L140 211H145V212H147V214L148 215H150L149 213H153V211H154V213L153 214H151L150 216L151 217H154V215L155 214H157V215H160V213H159V209L162 207H164L165 205L167 206L168 204H164V203H166V202H168V200H169V203H170V201H171V198H173V195H174V193H175V189H174V187H173V185H172V178H173V176L171 175V174H169L167 171V169H164V168H160L158 171H159V173H156V174H158V175H156L155 174V172H153V170H152V165H154V163H155V165H156V163H157V156L159 155V158L161 159V160H163L164 162H167V163H170V161H171V159H173L172 157H173V155H171V154H174L173 152L175 151V152H177V151H179V155H178V157L176 158V160L177 161H179V159H180V161L182 160V163H184V160L183 159H181V157L183 156H185V158L186 157H190V155H189V151L190 150H192V148H193V145L191 144L192 142H191V140L189 141V139L187 140V141H183V142H180V143H178V147H177V145L176 146H174V147H172V144L169 142L170 141V139H168L169 138V135H170V132H169V129L167 130V125H166V121H165V113H162L163 112V110H162V108L160 107H158L157 105H155V104H153L152 105V107H151V109L149 108V107H147L146 109H144V107L142 108L141 107V105H140V100H141V98L139 99L138 98V96H136V99H134L135 98ZM164 96V95H163ZM35 97V98H34ZM43 97H45V98H43ZM27 98V97H26ZM65 98H66V96H65ZM70 97H67V99L68 100H66V101H64V105H65V109H66V111L64 112V108H62L63 109V112H64V114H67L68 115V113L70 114V115H64L65 117H67V119H68V117H71L69 120H68V123L69 124H71V125H68V127H72V128H74L77 124L75 123V125L73 124L74 122L72 121L73 119V116H71V115H73V114H76V116L80 119V118H82V119H80V120H83V119H87L88 118V116L90 115V113L89 112H87L88 110H86V112H84L85 111V109H83V106L81 107H79V106H77V102L75 103V98H72V100H70L69 99ZM224 98V97H223ZM238 97H236V99H237ZM262 98H264V97H262ZM35 101H34V100ZM131 99V100H132ZM137 99H139V101L137 100ZM171 99V98H170ZM233 99V98H232ZM251 99V100H252ZM137 100V101H136ZM77 101V100H76ZM136 101V102H135ZM171 101V103H172V100H170ZM170 101H169V99H168V101H167V99H166V103H169L170 104ZM233 101H235V98L233 99ZM260 101H261V96H260ZM264 101V100H263ZM45 102H46V104H45ZM70 102V104H68V103ZM79 102V101H78ZM262 102V101H261ZM133 103H131V105L133 104ZM181 104H182V102H180ZM263 104H264V102H262ZM261 103V104H262ZM37 104V105H36ZM45 104V105H44ZM79 104V103H78ZM130 105L131 107H133V108H135V105ZM173 104L174 103H172V107L170 106V111L171 112H173V115L175 116V118H176V121L177 122H181L179 119V117L182 115L181 114V112H182V106L183 105H181V104H178V105H174L173 106ZM212 104H214V103H212ZM260 104V105H261ZM261 105V110L258 108V111L256 112V116L258 117L259 116V119H261L260 120V122L262 123V127H257V125L256 124H254V123H256V122H254V123H252V121H249V122H247L249 119L247 118V116H246V119H248V120H246L245 118H240L239 119V117H238V119H236L237 117H235L234 119L236 120V123H237V125H236V123H235V125L236 126H234V128H233V130H232V132H234L233 133V137L235 138V135L238 133V132H240V134H238V136H236V137H239V140H241L240 141V143L239 144H244L243 145V147H244V150H245V148L247 147V146H250V144H249V140L248 139H251V138H254L255 136H256V134H257V129L259 128L260 130L262 129V131L264 130V110L262 109V108H264L263 106L264 105ZM24 106V107H22V106ZM79 105H81V103L79 104ZM215 105V104H214ZM180 106V107H179ZM216 106V105H215ZM218 106V105H217ZM33 107H34V109H33ZM139 107H141V108H139ZM174 107V108H173ZM219 107H221V105H219ZM20 108H22V109H20ZM81 108H82V111H83V113H82V111H81ZM29 109V110H28ZM35 109V110H36ZM62 109H60V110H62ZM220 108H218V110H219ZM17 110V109H16ZM39 110V109H38ZM71 110V111H70ZM176 110V111H175ZM211 110V112L213 111L212 109H210ZM223 110V109H222ZM58 111H59V109H58ZM58 111H56V112H58ZM181 111V112H180ZM263 111V112H262ZM60 112V115L62 114V111H59ZM146 112V113H145ZM214 112V111H213ZM85 113H89L88 115L86 114L85 115ZM246 113V112H245ZM147 116H146V115ZM261 114V115H260ZM82 115H84V116H82ZM152 117V118H151ZM261 117V118H260ZM89 118H90V116H89ZM145 118H144V122H147V121H145ZM72 119V120H71ZM178 119V120H177ZM245 119L246 120V122H244L243 120ZM72 122H71V121ZM70 121V122H69ZM237 121H239V122H237ZM147 122V124H148V126H146V124H145V126H146V128L147 127H149L150 125H149V123ZM235 122V121H234ZM151 123V122H150ZM249 123V124H248ZM152 124V123H151ZM234 124V123H233ZM74 125V126H73ZM153 125L151 126V127H153ZM247 125V126H246ZM44 125H43V127H45ZM48 126L50 127V128H48ZM78 126V125H77ZM76 126V127H77ZM156 126V127H155ZM246 126V127H245ZM255 126V127H254ZM57 127V126H56ZM75 127V128H76ZM150 127V128H151ZM249 127L252 129H249ZM52 128V129H51ZM78 128V127H77ZM214 128V129H213ZM244 128V129H243ZM85 129V130H84ZM215 129H217V128H215L214 126H211L210 127V129L208 128V131H207V133H209V134H211L210 135V137H212V135L213 134H218V133H216V132H218L219 130L217 129V130H215ZM239 129V130H238ZM45 130V131H44ZM59 130L61 131V133L59 132ZM70 130H71V132H70ZM76 130H77V132H76ZM84 130V131H83ZM146 130H149V128H147ZM213 130V131H212ZM236 130V131H235ZM251 130V131H250ZM47 131V133H45ZM52 131H53V133H52ZM54 131H55V133H54ZM85 132L84 134L85 135H83L82 133L83 132ZM50 132V133H49ZM75 132H76V134H78L79 135V133H80V137L79 136H77V135H74L75 134ZM89 132H91V131H89ZM214 132V133H213ZM254 132V135L252 134V133ZM59 133V134H58ZM66 133H70L69 134V136H68V134H67V136L69 137H66ZM154 133H157V134H155V135H153ZM168 133H169V135H168ZM249 133H251V134H249ZM47 134V135H46ZM54 135L55 136V138L57 139V142L55 141V139L51 136V135ZM61 134V135H60ZM62 134H64V138H63V135ZM244 134H246V135H244ZM247 134H248V136H247ZM71 135L73 136V137H71ZM88 135H91L94 139V141H92V137L91 136H88ZM215 135V136H216ZM249 135H251L250 136V138H249ZM261 135H263V133L261 134ZM58 138H57V137ZM62 136V137H61ZM74 136H75V138H74ZM84 136L86 137L85 139H84ZM154 136H155V139H154ZM212 137L213 138V140L212 141H209L208 143H210V145H209V147H210V149H209V147H207L208 149L206 150V155L205 154H203V155H200V156H204L203 158H201V160L199 161L200 163H199V166H203V167H199L201 170L202 169H207V171H209V169H211L212 167H213V165H214V162H215V160L216 159H218V155H216V154H214V148H215V144L217 143V139H215V138H217V136L216 137ZM245 138H244V137ZM53 138L52 140H50V139H48V138ZM77 137V138H76ZM121 137V138H120ZM124 138V141L123 140H121V139H123ZM135 137V136H134ZM134 137H129V139H128V142H130V143H135V145L138 143L137 141H138V138H137V140H136V137L134 138ZM157 137V138H156ZM158 137H159V140H161V144H162V147H161V145L159 146L158 144H157V142H158ZM241 137H243V138H241ZM261 137H263V136H261ZM61 138V139H60ZM65 138H67L66 140H65ZM70 138L72 139V138H74L73 140H75L74 142H73V140L72 141H70ZM78 138H80V139H78ZM83 138V139H82ZM58 139H60V140H58ZM77 139V140H76ZM87 139V140H86ZM91 139V140H90ZM140 139V138H139ZM216 141H215V140ZM244 139V140H243ZM53 140H54V142H55V144H54V142H53ZM64 140V141H63ZM84 140H86V141H88L87 143H86V145L84 144V142H86V141H84ZM122 142H121V141ZM126 140V141H125ZM135 140V141H134ZM157 140V141H156ZM167 140H169V141H167ZM208 140H210V139H208ZM237 141H238V138L236 139ZM107 141V140H106ZM105 141V142H106ZM59 142V143H58ZM68 142V143H67ZM72 142V143H71ZM77 142H79V143H77ZM83 143L84 145H81L80 143ZM89 142L90 143H92V142H95L94 144L95 145H99V146H95L93 143V145L91 146V145H89ZM105 142H103L102 144H104ZM114 142V141H113ZM112 142V143H113ZM149 142V143H150ZM156 142V143H155ZM163 142V143H162ZM216 142V143H215ZM51 143H53V144H51ZM62 144V146H61V148L59 147L60 145L59 144ZM64 143V144H63ZM115 143V142H114ZM171 145H170V144ZM51 144V145H50ZM77 144H80V145H77ZM125 144V146H123ZM154 144V145H153ZM181 144V145H180ZM249 144V145H248ZM54 145V146H53ZM58 145V146H57ZM75 145V146H74ZM109 145H111V146H109ZM118 145V144H117ZM247 145V146H246ZM65 146V147H64ZM78 146H80L79 148H77ZM82 146V147H81ZM85 146V147H84ZM91 146V147H90ZM100 146H103V147H100ZM159 146V147H158ZM213 146H214V148H213ZM246 146V147H245ZM57 147H59V149L57 148ZM67 147V148H66ZM93 147H95L94 149H92ZM97 147V148H96ZM98 147H100V149L101 148H105V149H103V150H100ZM107 147L109 148H111L110 150L111 151H109V149H107ZM114 147V146H113ZM123 147V148H122ZM142 147V146H141ZM176 147H177V150H176ZM179 147H180V149H179ZM256 146H254V148H255ZM260 147H263L262 149L260 148ZM76 148H77V150H76ZM89 150H88V149ZM174 148V149H173ZM75 149V150H74ZM78 149H80V150H78ZM87 149V150H86ZM99 149V150H98ZM183 149V150H182ZM187 149V150H186ZM247 149V148H246ZM258 152L257 153H259V156L261 157V159H262V164H264L263 162H264V139L262 140V144L261 143H259V148H255ZM259 149H261L260 151H259ZM64 150V151H63ZM72 150H74V151H72ZM106 150L108 151V154H107V152H106ZM127 150H128V152H127ZM62 151V152H61ZM80 151V152H79ZM88 151V152H87ZM187 151V152H186ZM246 151V150H245ZM263 151V152H262ZM75 152V153H74ZM109 152H111L110 154H109ZM183 152V153H182ZM192 152V151H191ZM191 152H190V154H191ZM247 152V151H246ZM245 152V154L247 155L248 153H250V151L248 152V153H246ZM84 153V154H83ZM87 153V154H86ZM162 153H163V155H162ZM188 153V154H187ZM86 154V155H85ZM89 154V155H88ZM102 154V155H101ZM124 154V155H123ZM137 154H139V152L137 153ZM142 154H144V153H142ZM183 154V155H182ZM91 155V156H90ZM101 155V156H100ZM105 155V156H104ZM107 155V156H106ZM109 155H111L112 156V159H113V156H114V158L115 159H117L118 161H115L114 162V160H112L111 158H109L108 156ZM157 155V156H156ZM181 155V156H180ZM187 155H189V156H187ZM249 156L247 157H245V158H250L252 155L251 154H248ZM251 155V156H250ZM263 155V156H262ZM102 156H104L103 158L106 160H104L103 158H102ZM110 156V157H111ZM122 157V158H121ZM121 158V159H120ZM163 158V159H162ZM169 158V159H168ZM188 158H186V159H188ZM216 158V159H215ZM244 158V159H245ZM253 157H251L250 158V160L252 159ZM109 159H111L110 161H108ZM214 159V160H213ZM120 160V161H119ZM125 160H127V158L125 159ZM250 160L249 159H246V160H244V162L246 161H249V163H251L250 162ZM254 160V159H253ZM105 161V162H104ZM156 161V162H155ZM204 161H206V162H204ZM48 162V161H47ZM101 162V163H100ZM103 162V163H102ZM244 162H241V163H243L244 164ZM245 162V163H246ZM256 162V161H255ZM255 162L253 163H251L252 165L253 164H255ZM105 163V164H104ZM202 163V165H200ZM243 164H241L242 165V167H240V169H239V166H238V169H236L237 170V172L238 173H236V175H240L239 176V178H241V176H242V178L244 179V178H246V176H247V169H245L246 167L249 169V168H251V170L254 172L256 169H260V168H257V167H260V164L259 163H257L256 162V165L254 166L253 165V167L252 166H249L247 163H246V166H245V164L243 165ZM258 164V165H257ZM176 165L177 164H174V166L173 167H176ZM249 167H248V166ZM111 166V165H110ZM123 166V168H121ZM126 166V167H125ZM210 166V167H209ZM103 167V168H102ZM118 167H115L114 166V168L112 167V169H113V172L115 171V172H119L118 171ZM149 167V168H148ZM205 167V168H204ZM245 167V168H244ZM146 168H147V170H151V172H150V175H149V178H148V176H147V174H146ZM151 168V169H150ZM198 168V167H197ZM104 169V172H106V170ZM205 169V170H206ZM263 169V166H261V170ZM204 170V171H205ZM242 170L244 171V172H242ZM142 171V172H141ZM157 171V172H158ZM132 172H134V173H132ZM144 172V173H143ZM236 172V171H235ZM136 173V174H135ZM230 174H231V171L229 172ZM232 173H234V171L232 172ZM241 173H245L244 175L242 174L241 175ZM117 174H119V173H116V175ZM121 174V173H120ZM119 174V175H120ZM170 176H169V175ZM117 176V178L119 179L120 178V176ZM246 175V176H245ZM256 175H257V173H256ZM178 177V176H177ZM232 178H230V179H228V182H226V180H225V185H227L226 187H225V185H223V187H224V189H226L227 191H225L224 189V193H226L225 195L227 196V201L230 199L229 197L231 196L232 198L230 199V201L231 200H236V203L238 202V204L240 203V204H244V202L245 203H248L247 204V207H245V208H250L251 207V209L252 210H250L249 208L248 209H246V211H245V208L243 209V211H242V209H241V214L240 213H238L239 215H241L242 216V212H244L245 214H246V216H245V214L243 213V216L241 217V219H240V217H239V219H235V218H233V216H232V214H233V211L231 210V212H228V214L226 213L225 215H226V218H224L225 219V221L227 222L226 224H225V228H223V226H218V222H219V217H220V211H219V209L216 207V205H213L214 204V202H212L211 204V208H208V209H205V211L203 210V212L201 213V215H200V213H197L196 214V212H199L198 210H196V209H194V213L191 211V213H193V214H191L192 216H190L189 215V213H188V206H189V202L188 203H182V209L184 208L185 209V211L187 212L185 215H182V216H180L179 217V215H181L180 213L182 212L181 210V208L180 209H178V212H180V213H178V216H177V213H174L173 214V219H176L177 221H174V225H173V229L174 230H177V228L179 229V231L182 233V234H179V231H178V234H179V236H177V237H179V238H182V237H184L183 238V240H185V239H188V240H185V241H183V242H181L180 244L179 243H176V242H174V241H172V238H170L171 239V242H170V240L169 241H167L166 243H165V245H166V248H167V252H166V256H164L163 257V259H162V263L163 264H174L173 262H172V260L170 259L172 256V258H175L176 260V263L175 264H180L181 262V264H188V262H186L187 260L185 259V257H187V254H186V250H184V247L182 246V245H184L185 247L187 246L188 247V245H192V243L191 242H193L194 243V248L197 246V244H198V246L199 247H201V248H203L204 246H206V247H204V249H206L207 247H209L210 248V246H211V244H212V242L214 241V237H216V235L219 237L218 239L220 240H222V239H224L223 238V236L225 235V231L228 229V226H229V228L231 227V226H233V225H235L234 224V221L237 223L238 221H239V223H237V225L239 224H241V222H243L240 226L238 225L237 226V231L239 230V237H241V236H243L244 238H242L241 237V239L243 240V239H247V237L249 238L250 237V239L252 238V240H250L251 241V243H250V241H249V243L251 244V246H248V248H249V251H245L244 252V254H246V256H247V258L248 259H245V258H240V263L238 262L237 264H244V263H242L243 261H247L245 264H252V261H256L257 263L259 262L260 264H264V198H263V192H264V177H262V176H260V180L261 181H256L255 183L257 184H255L254 182H249L248 184H246V183H243L244 181H240V180H235V177H234V175H232L231 176ZM69 178H71L70 180H68ZM69 178L67 179V180H63V182H58L59 184H56V183H50V184H48V183H46L45 181H42L43 179L41 178V176H39L37 179L35 178V179H31V178H27L26 179V182H27V184L29 185V186H32V187H37V188H35L36 189V192L38 193V194H45V196H46V194L48 195V188H50L51 187V190H61V191H65V190H71V189H73L74 188V185H78L80 188H81V186H85L84 188L86 189L85 191H83V193H82V197L83 198H80V203L82 204V206H81V208H82V210L84 209H86L87 207H85L86 205H88V202L87 203H85L86 202V199H88L89 198V194H90V192H89V190L91 189V187H89V184L88 183H86V184H82L81 182V179H83V178H80L79 177V179H78V177H72V176H69ZM74 178V180H72ZM238 177L236 178V179H239ZM263 178V179H262ZM39 179V180H38ZM136 180H137V178H135ZM134 179V180H135ZM177 179V178H176ZM233 179V180H232ZM242 179V180H243ZM247 181V180H246ZM62 183H65V184H62ZM72 183V184H71ZM177 183V191H179L180 189H179V186L180 185H178V182H176ZM228 183V184H227ZM252 184V185H251ZM256 186H255V185ZM57 186V187H56ZM97 187V186H96ZM249 187V188H248ZM254 189H253V188ZM256 187V188H255ZM153 191H154V193H153ZM230 193V196L228 197V195L227 194H229ZM173 194V195H172ZM171 197H170V196ZM259 195V196H258ZM175 196V195H174ZM226 196H225V199H226ZM156 197V198H155ZM170 197V198H169ZM263 198V200H262V198ZM128 198V197H127ZM130 198V197H129ZM169 198V199H168ZM234 198V199H233ZM82 199V200H81ZM168 199V200H167ZM243 199V200H242ZM260 199V200H259ZM165 200V201H164ZM229 201V202H230ZM242 201H244V202H242ZM248 201V202H247ZM112 202L114 203L115 201H113L112 200ZM128 202H130V201H128ZM113 203H112V208L113 207H115V205H113ZM134 202L133 201H131V203H129V204H131V206H133V205H135V204H133ZM143 203V202H142ZM162 203V204H161ZM172 203V202H171ZM228 203V202H227ZM133 204V205H132ZM184 204V205H183ZM188 204V205H187ZM151 205V204H150ZM186 205V206H185ZM185 206V207H184ZM135 208V206L133 207V208H135V209H138V208ZM230 207H232V206H230ZM131 209H132V207H131ZM233 209V208H232ZM128 210V209H127ZM134 210V209H133ZM155 210H157V211H155ZM248 210V211H247ZM135 211V210H134ZM250 211V212H249ZM130 212H132V211H130ZM144 212V213H145ZM81 213H83L82 211H81ZM146 214V213H145ZM165 214V213H164ZM230 214H231V216H230ZM237 214V215H238ZM23 215V214H22ZM147 215V216H148ZM186 215L188 216L187 218H185V219H183L184 217H186ZM198 215H199V217H198ZM176 216H177V218H176ZM194 216H196V217H194ZM202 216V217H201ZM249 216V218H247ZM259 216V217H258ZM179 217V218H178ZM245 218L246 220L248 219V221H246V220H244V219H242V218ZM262 217V218H261ZM202 218V219H201ZM63 219H65V218H63ZM200 219V220H199ZM223 219V220H224ZM251 219V220H250ZM194 220V221H193ZM205 220V221H204ZM231 220H232V222H231ZM238 220V221H237ZM125 221V220H124ZM184 221V222H183ZM189 221H193V222H189ZM218 221V222H217ZM101 222V221H100ZM160 222L161 223H163L164 222V226L168 229V224H167V222L166 221H164V219L162 218V219H160ZM129 223V222H128ZM166 223V224H165ZM180 223V224H179ZM188 225H187V224ZM225 222H223V224H224ZM101 224H103V222L101 223ZM126 224V221L124 222V224L123 225H125ZM191 224V225H190ZM129 225V224H128ZM214 226H216V228L214 227ZM181 227V228H180ZM183 227V228H182ZM187 227H189L190 229H188ZM197 227V228H196ZM234 227V226H233ZM119 228H121L120 226H119ZM184 228H186V229H184ZM220 228V229H219ZM223 228V229H222ZM227 228V229H226ZM232 228V227H231ZM248 228V229H247ZM172 229V227L170 228V229H168V230H173ZM91 230V232H93L94 233V230H95V227H93L92 229H90ZM216 230V231H215ZM183 231V232H182ZM188 231V232H187ZM204 231V232H203ZM217 231H220V232H217ZM222 231V232H221ZM224 231V232H223ZM247 231V232H246ZM194 232V233H193ZM219 233H220V235H219ZM222 233V234H221ZM177 234V235H178ZM184 234H186V235H184ZM213 234V235H212ZM188 235V236H187ZM206 235V236H205ZM223 235V236H222ZM248 235H250V236H248ZM252 235H254V237L252 236ZM259 235H261L260 237H259ZM91 236H92V233H91ZM210 236V237H209ZM212 237V238H211ZM103 239L104 238H102V236H93L92 238H91V240H90V242H87L86 243V245L88 246V253H87V255H88V259H87V261H86V264H95V263H97V261L99 260V259H96V257L97 258H101V260H103L104 259V257H103V255L102 254H99V252L100 251H102V249H104L105 248V245H109V242L106 244V243H103ZM200 239H202L203 241H201ZM205 239V240H204ZM196 240V241H195ZM211 242H210V241ZM208 241V242H207ZM186 244H185V243ZM190 242V243H189ZM244 242V241H243ZM176 243V244H175ZM187 243H188V245H187ZM197 243V244H196ZM199 243H201L202 245H199ZM211 243V244H210ZM248 243V244H249ZM209 245V246H207V245ZM249 244V245H250ZM204 245V246H203ZM182 246V247H181ZM198 247V248H199ZM175 248H177V249H179V250H176ZM192 248V247H191ZM175 249V250H174ZM189 249V248H188ZM246 249V248H245ZM207 251H208V249H206ZM205 250V251H206ZM181 252V253H180ZM184 252V253H183ZM247 252H249V253H247ZM253 252V253H252ZM263 252V253H262ZM174 253V254H173ZM252 253V254H251ZM184 254V255H183ZM186 254V255H185ZM254 254V255H253ZM178 255V256H177ZM253 255V256H252ZM120 256V255H119ZM200 256H202V257H200V258H202V259H204L203 258V254L202 255H200ZM245 256V257H246ZM95 257V258H94ZM124 257V256H123ZM238 257H240V256H237V258ZM252 257V258H251ZM254 258H256V259H254ZM186 261H185V260ZM95 260V261H94ZM180 260V261H179ZM252 260V261H251ZM185 261V262H184ZM212 261L214 262V261H217V259H215L214 260V258L212 257ZM219 261V260H218ZM238 261H239V259H238ZM99 262V261H98ZM101 262V261H100ZM222 262V261H221ZM231 264L234 262L233 260H231V261H229ZM228 262V263H229ZM237 262V261H236ZM255 262V263H256ZM104 264H109V262H105ZM214 264V263H213ZM233 264H236V263H233Z\"/></svg>",
	"mask_w": 264,
	"mask_h": 264
}]
</instances>
